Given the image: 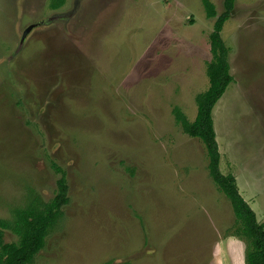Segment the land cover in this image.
I'll return each instance as SVG.
<instances>
[{
    "label": "rangeland",
    "instance_id": "rangeland-1",
    "mask_svg": "<svg viewBox=\"0 0 264 264\" xmlns=\"http://www.w3.org/2000/svg\"><path fill=\"white\" fill-rule=\"evenodd\" d=\"M52 2L0 0V220L53 199L58 166L70 202L33 264H246L206 147L174 112L197 117L217 19L202 0ZM221 35L220 169L264 224V0H236Z\"/></svg>",
    "mask_w": 264,
    "mask_h": 264
},
{
    "label": "trees",
    "instance_id": "trees-1",
    "mask_svg": "<svg viewBox=\"0 0 264 264\" xmlns=\"http://www.w3.org/2000/svg\"><path fill=\"white\" fill-rule=\"evenodd\" d=\"M209 19H217L210 36L213 59L208 65L210 88L197 96L198 114L194 122L176 109L175 115L185 134L200 139L209 158V174L219 190L231 202L239 223L238 234L249 242L246 264H264V224L258 222L256 213L241 195L234 175H224L220 169L221 153L214 127L213 110L234 81L229 63L230 48L222 38V31L230 20L236 0L225 1V11L219 16L211 0H202ZM64 0H53L52 7L58 8ZM61 174L55 197L48 203L32 198L25 209L14 211L13 219L0 220V264H33L38 254L45 248L50 233L64 216V208L69 204V185L66 172L55 166ZM6 230L18 238L16 242H6Z\"/></svg>",
    "mask_w": 264,
    "mask_h": 264
},
{
    "label": "crops",
    "instance_id": "crops-1",
    "mask_svg": "<svg viewBox=\"0 0 264 264\" xmlns=\"http://www.w3.org/2000/svg\"><path fill=\"white\" fill-rule=\"evenodd\" d=\"M235 178L237 180V177L236 176H235ZM245 198H246L245 200L251 206V208L254 209V206L257 204L256 197H253L252 195H249V193H247Z\"/></svg>",
    "mask_w": 264,
    "mask_h": 264
}]
</instances>
